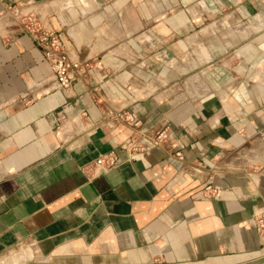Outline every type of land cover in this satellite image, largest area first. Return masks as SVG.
Instances as JSON below:
<instances>
[{"label":"crops","instance_id":"crops-1","mask_svg":"<svg viewBox=\"0 0 264 264\" xmlns=\"http://www.w3.org/2000/svg\"><path fill=\"white\" fill-rule=\"evenodd\" d=\"M29 15L89 64L69 90ZM263 144L264 0H0V264H264Z\"/></svg>","mask_w":264,"mask_h":264},{"label":"built area","instance_id":"built-area-1","mask_svg":"<svg viewBox=\"0 0 264 264\" xmlns=\"http://www.w3.org/2000/svg\"><path fill=\"white\" fill-rule=\"evenodd\" d=\"M22 19V30L24 33L29 35L32 40L42 49L45 59L50 64L53 75L56 79L57 85L62 90H69L74 81L76 80L78 74L85 71L89 67V64L82 63L79 61H74L68 51L66 50L63 42L61 41L59 35L50 29H46L40 20L33 18L32 16H24ZM65 120L64 116H61ZM129 120V117H127ZM66 121V120H65ZM134 125H139L138 122ZM165 131L160 132L154 142L155 145H161L163 141L167 138ZM128 145V159L133 160L136 158V153L144 151L142 146H139L138 139H130L127 142ZM177 148L176 144H171V149L175 151ZM175 157L183 159L182 153L175 151ZM121 159L114 153H109L100 157L93 169L96 175H100L107 170L118 167L121 163ZM210 197H217L219 191L213 189L210 186L205 189ZM257 225L258 231L261 237L264 239V211L263 213L254 219ZM153 264H160L155 261Z\"/></svg>","mask_w":264,"mask_h":264},{"label":"rangeland","instance_id":"rangeland-1","mask_svg":"<svg viewBox=\"0 0 264 264\" xmlns=\"http://www.w3.org/2000/svg\"><path fill=\"white\" fill-rule=\"evenodd\" d=\"M200 21L205 22L206 25L204 26L208 25V21L205 20L203 16L200 17ZM204 26H201V28H204ZM224 28H225L223 29L224 35H226V37H228L231 33H233V28H231L228 23L225 25ZM217 40L219 41V39ZM198 67L199 68L193 69L188 74H185L184 76H182V79L179 81V84L183 87H182V91H177L178 94L176 92L174 96V98H177L179 95H181V98H179L178 101L182 99H186L187 97L193 96L196 93L198 94V93H202L206 91L204 88H206L208 92V89H211L213 87V84L209 83L206 80L207 76L203 75L204 67H201V65H199ZM174 88L177 89L179 88V86L176 85ZM176 89L174 90L176 91ZM262 147H264V144ZM260 151L264 152V150H260Z\"/></svg>","mask_w":264,"mask_h":264}]
</instances>
